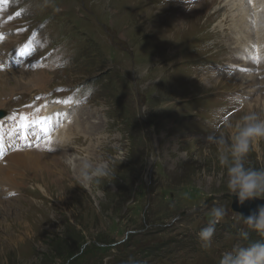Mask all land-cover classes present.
Returning <instances> with one entry per match:
<instances>
[{"label": "rangeland", "instance_id": "obj_1", "mask_svg": "<svg viewBox=\"0 0 264 264\" xmlns=\"http://www.w3.org/2000/svg\"><path fill=\"white\" fill-rule=\"evenodd\" d=\"M12 1L28 24L39 25L59 4L76 16L67 33L78 43L66 37L61 14L47 20L52 23L42 34L61 49L54 56L77 60L66 86L94 82L98 89L81 110L83 116L79 113L67 127L70 136L61 149L67 153L72 141L76 143L75 151L64 157H73L71 164L58 158L20 162L7 169L10 182L2 181L5 172L0 178V193L6 196L0 194V264H115L121 259L128 264L129 258L139 264H219L221 254L235 244L264 239L232 211L227 197L235 196L227 190L226 169L219 164L217 147L208 143L217 130L226 135L231 131L223 118L232 124L248 112L264 118V83L255 87V82L261 83L257 73L245 74L242 80L236 72L223 71L226 57L212 66L216 60L206 59L219 55L217 47L227 54L226 44L212 42L213 35L221 20L236 18L238 9L216 13L219 7L213 8L210 0L195 1L199 4L189 14L184 10L191 0L180 10L176 0ZM239 5H244L242 17L248 20L249 0ZM15 24L20 26V21ZM217 65L223 70L210 69ZM244 81L254 82L253 95L251 86L242 87ZM17 84L12 78L0 85V92L7 94ZM17 93L8 96L0 110L4 105L28 106L30 98L13 101ZM236 94L239 104L231 106ZM28 124L36 127L33 117ZM77 128L81 134L76 138ZM21 133L28 143L43 140L39 147L48 134L37 129L33 138ZM19 144L18 139L14 147ZM58 145V140L45 144L53 147L51 153L60 150ZM9 160L14 163L9 157L6 166ZM83 160H108L113 176L84 189L77 176ZM246 166L264 167V139L254 143ZM36 191L41 196L34 198ZM15 192L25 198L18 199ZM38 203L42 206L31 205ZM214 204L223 206L226 214L205 250L198 233L208 225L207 213ZM18 219L24 224L16 228ZM241 230L249 231L248 240H241ZM150 243L171 244V249L154 260L144 258L148 253L138 245ZM110 244L119 249L114 256L95 251Z\"/></svg>", "mask_w": 264, "mask_h": 264}, {"label": "clouds", "instance_id": "obj_2", "mask_svg": "<svg viewBox=\"0 0 264 264\" xmlns=\"http://www.w3.org/2000/svg\"><path fill=\"white\" fill-rule=\"evenodd\" d=\"M224 126L231 129L226 135L217 130L208 137V143L214 144L218 149V160L227 173V190L238 198L243 205L253 198L264 199V167L254 168L246 166V159L252 146L260 139H264V118L256 112H248L242 115L235 124L227 118ZM66 163L71 164V160ZM81 186L87 189L89 184L99 185L103 179L113 176L108 160H102L95 164L83 160L77 169ZM226 214L221 205L214 204L207 215L208 225L198 233V240L203 249L212 245L216 231L215 225ZM247 229L255 231L264 238V205L252 211L249 215L237 214ZM241 240L249 239V231L241 230ZM128 264H139L138 261L129 258ZM219 264H264V239L247 244L237 243L230 250L224 251L219 259Z\"/></svg>", "mask_w": 264, "mask_h": 264}, {"label": "bare ground", "instance_id": "obj_3", "mask_svg": "<svg viewBox=\"0 0 264 264\" xmlns=\"http://www.w3.org/2000/svg\"><path fill=\"white\" fill-rule=\"evenodd\" d=\"M184 1H186V0H181V2L176 0V2H175L176 7L175 8L176 9L179 8V10H180V8L182 6V9H183ZM196 1H200V0H196ZM226 1L227 0H210V2L212 4H215V6L213 8H215L217 6L219 7V9L216 13L223 12V9H226V5L224 4ZM194 2L195 1H191V3H192L191 5H188V4L185 5L184 11L187 12V14L195 12L196 5L199 3H194ZM193 4H195V5H193ZM239 4H242V0H232V7L230 8V10H235V7L239 6ZM249 5H250V8L252 9V13L250 11L251 14H249L248 17L246 16L248 18V20H245V18L242 17V14H243L242 8L244 7V5L243 6L241 5L238 8L237 12L234 14V16H236V18L238 17L239 19L238 18L237 19L241 22L233 20L232 24L235 27L232 28V30H235V28L236 29L239 28V32L238 33L234 32V36L230 38V40H231L230 46L227 43H225L226 47L228 48V51L226 54L227 65L224 63L222 68H225V65H226V68L224 69V71L236 72L242 80H244V75H245L244 71H246L247 69H250L252 72L253 71L256 72L257 73V79H259L261 82V83L255 82V87H258V86H260V84L263 86V83H264V58L262 59L261 57L255 55L252 59H249V56L246 54V52H251V50H254V52H258V51H260L261 47L264 49V0H249ZM179 12L180 11H178V13ZM187 14H183V17H185ZM224 21H225V19H223L219 22V28L225 27V25L223 24ZM237 42H239V44H237ZM263 55H264V51H263ZM250 58H251V55H250ZM218 68H221V67H219L217 65L216 67L210 68V69L216 70ZM210 69L207 71L209 72ZM12 72L0 73V85L6 84L12 78L18 79V82L20 83V86L22 87L23 91L18 92L17 96L15 97V99H13V101H17L18 99H21V98H23L24 100H27L30 98V94L32 91H34V90L37 91L39 89H42L43 87H46V86L50 87V86H54L56 84V80H54L53 82H50L51 79L53 80V79L57 78V76H56L57 72H55L51 68H46V69L40 68V69L36 70V72H40L41 76L45 77V81L42 83H39L37 85L33 81L30 83V85H32L33 87H29L27 82L24 80L27 77V75L24 74V72L20 71V74H16L15 72L14 73H12ZM20 79H22L23 82H21ZM210 79L211 78H209V77L205 78V80H210ZM215 80H218V79H215ZM215 80H212V81L215 82ZM212 81H210V84L212 83ZM249 81L248 82L246 81L247 83L244 81L245 83L242 87H244V86L253 87L254 82H252V81L249 82ZM221 82H223V80H221ZM5 92H7V91H5ZM14 92H15V89H12L10 91L9 96H11ZM251 95H253V93H251L250 96ZM20 96H21V98H20ZM7 100H8L7 98L5 101L0 99V108ZM48 111H49V108L42 109L40 111L41 116L44 118L47 117L48 113H49ZM59 121H60V119H59ZM94 122L93 123L98 125V126H99V124H101V121L99 122L98 120L94 121ZM0 130H2V131L4 130V123L0 124ZM52 134H53V136L50 135L49 133L46 135L45 143H43V145H41L39 147L40 150L38 149L37 152L36 151L35 152L26 151L22 155L14 153V154L9 156L10 159L14 160V163H11L9 160L8 166H5L6 168L3 167V165H0V178L2 177L4 172L6 174V175H4L5 179L4 178L2 179V181H4V184H5V181H9V182L11 181V175H9L7 173V169L9 168L10 164H13L16 167V166H18V164L20 162H25L24 163V165H25V164H32L34 161L36 162V161H41L44 159L50 161V160H54L56 158H58L59 162H62V161L65 162L63 159L71 160L73 158V157L64 158L66 153L63 151V149H61V147L63 146L65 141L70 136V133L68 132L67 128L60 131L59 135L55 134V133H52ZM2 138H3V135L0 134V141L2 140ZM50 140L52 142L53 141L56 142V140H58V143H59L58 148H60L59 151H57L55 153H51L50 147L45 146V144ZM15 144H16V142H14L13 148H14ZM33 144H36V143L33 142V140H32L30 143H27V146L29 148H31V146ZM58 152H60L61 155H59ZM34 154H37V155H34ZM9 157L7 159H9ZM1 158H2V156L0 155V159ZM65 164L66 163H64L63 167L67 166ZM5 169H6V171H5ZM22 170H23V168L21 167L17 173V176L21 175L20 173ZM38 196H41V195L37 191L33 193L34 198H36ZM31 205H40V204L38 203V204H31ZM248 205L251 206L254 210H256L259 206L256 202H251V200L249 201ZM40 206H42V205H40ZM28 218L29 217H27L26 219H28ZM18 222H20L21 224L18 225ZM23 224L24 223H22L18 219L17 224H15V226H16V228H18V227H21ZM15 242H17V241H15ZM7 243H8V241H7Z\"/></svg>", "mask_w": 264, "mask_h": 264}, {"label": "trees", "instance_id": "obj_4", "mask_svg": "<svg viewBox=\"0 0 264 264\" xmlns=\"http://www.w3.org/2000/svg\"><path fill=\"white\" fill-rule=\"evenodd\" d=\"M159 197L162 199V196L161 195ZM110 245H107L105 247L104 246L103 247L102 246L101 247H97L95 251L97 253H100V255H107L108 256L110 254V255L114 256L113 255L114 253L112 254V252L114 251V249L116 250V247H113L112 244H110ZM138 248H139V251H142L144 249H145V251H147L148 254L147 255H144L143 256L144 258H150V259L154 260L155 258L160 257L161 255H163V254H161V251L162 250L171 249V244L167 245V244H162V243H150L148 245H146V244H144L142 246L138 245ZM116 251L118 253L119 249L116 250ZM115 259L116 258H113V261ZM126 260H128V259H126ZM126 260H122L121 259L118 263L117 262L116 263L114 262V263L115 264H125L122 261H126Z\"/></svg>", "mask_w": 264, "mask_h": 264}, {"label": "water", "instance_id": "obj_5", "mask_svg": "<svg viewBox=\"0 0 264 264\" xmlns=\"http://www.w3.org/2000/svg\"><path fill=\"white\" fill-rule=\"evenodd\" d=\"M227 198H231L232 199V211L233 212H236V213H239V214H243L244 216H247L249 215L252 211H254V209L248 205L249 201H246L243 205H241L239 202H238V198L237 197H231V196H228ZM221 198H217L216 200H220ZM215 199H211L210 201H208V203H210L211 201H213ZM251 202H256L259 206L260 205H264V201H260L256 198H253L251 199ZM209 220V218H207Z\"/></svg>", "mask_w": 264, "mask_h": 264}]
</instances>
